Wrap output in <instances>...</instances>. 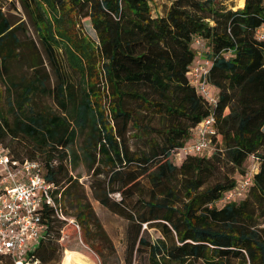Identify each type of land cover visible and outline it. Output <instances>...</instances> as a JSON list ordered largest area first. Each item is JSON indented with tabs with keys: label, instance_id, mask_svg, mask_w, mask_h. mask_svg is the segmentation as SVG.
<instances>
[{
	"label": "trees",
	"instance_id": "trees-1",
	"mask_svg": "<svg viewBox=\"0 0 264 264\" xmlns=\"http://www.w3.org/2000/svg\"><path fill=\"white\" fill-rule=\"evenodd\" d=\"M19 1L26 10L39 1L53 12L68 9L79 22L87 20L96 34V42L83 43L95 44L106 85L104 104L92 84L82 81L77 89L64 82L55 38L65 36L57 32L55 37L49 30L42 46L57 76L52 97L61 115L21 119L15 114L11 123L0 105V143L23 136L40 151L42 175L61 191V213L79 225L82 243L100 259L105 246L113 250L84 188L70 175L72 163H83L91 172L92 197L127 221L131 252L144 250L149 264H264V41L255 37L256 28L264 24L262 0H243L237 9L219 0H171L157 16L152 15V0ZM16 30L0 8L4 68L21 48ZM66 42L90 63L83 45L78 47L69 36ZM196 42L212 62L208 81L217 89L214 107L189 83L190 66L201 55ZM45 81L40 75L21 81L14 91H1L0 102L6 94L9 107L22 114L31 95L44 90ZM211 113L216 119L214 152L174 163L172 152ZM130 131L146 134L147 150L130 149ZM79 137L80 153L67 152ZM9 154L18 162L37 160L38 155L33 151L22 159L17 152ZM221 156L241 176L221 177ZM251 156L258 171L246 196L215 205L235 189ZM114 193L119 201L110 198ZM42 221L44 238L24 262L61 264L66 221L52 208L42 210ZM145 230L160 236L147 240Z\"/></svg>",
	"mask_w": 264,
	"mask_h": 264
},
{
	"label": "rangeland",
	"instance_id": "rangeland-1",
	"mask_svg": "<svg viewBox=\"0 0 264 264\" xmlns=\"http://www.w3.org/2000/svg\"><path fill=\"white\" fill-rule=\"evenodd\" d=\"M225 7L237 9L242 6V0H219ZM242 1V3H241ZM171 0H152L151 9L152 15L164 14L166 8L170 5ZM0 8L4 15L9 19L12 27L17 28L16 35L20 40L21 48L17 52L15 58L6 65V68L0 63V92L9 90L14 91V86L21 83V81H33L35 77L39 76L45 81L44 90H36L30 97V103L28 107H23L22 114H18L9 107L6 99V94L0 102L1 108H3L4 114L7 116L11 123L16 120V115L21 119L24 116L30 114L38 115H50L60 114L55 99L52 97L53 89L57 84V76L54 68H52L45 50L42 46V36L48 35L49 30L56 37L57 32H60L65 36V39L60 37L55 38V58L58 66V71L63 76L64 82L72 83L77 89L84 84H92L94 90L97 93V97L102 99L105 103L106 85L103 79V74L100 72L101 62L97 54L95 53L94 43L86 42L88 39L94 42L97 41L96 34L92 30L90 23L81 19L79 22L78 17L72 11L66 9L65 11L50 10V7L38 2L37 6H32L31 10H26L19 0H0ZM55 16H54V15ZM56 18V19H55ZM66 36H69L73 40L74 44H78V47L82 45L87 52L88 57L91 58L90 63L87 64L83 54L79 53L72 43L66 42ZM200 56L205 58L206 49L202 47L201 43L195 44ZM84 51V52H85ZM73 56H71V54ZM194 60V61H195ZM16 94L12 97L15 99ZM16 114V115H15ZM144 132L130 131L127 134L130 149L136 153L142 152L148 149V143ZM82 138L79 137L73 146L67 148V152L72 151L77 154L80 153ZM1 146L9 150V153L15 152L20 154L22 159H28V154L35 151L38 153L36 159L42 162V156L40 151H36L37 148L34 144L19 136L14 139L11 137L5 138L1 143ZM56 161H54L55 163ZM250 164L249 159L244 164L248 167ZM70 175L77 178L79 184L84 188L87 198L98 217L105 233L109 237L113 250H109L105 246L103 251V258L97 257L96 254L88 249L81 240L80 232L72 226L67 225L63 228L61 234L60 243L65 247L62 255L61 264H126L128 257L131 256V264H149L147 255L144 250L131 252L128 245V223L127 221L102 207L97 201L94 200L90 192V183L92 182L91 172L87 170L83 163L69 164ZM220 176L225 177H239L241 176L239 170L233 168L224 157H220ZM145 184V183H144ZM148 187V185L146 184ZM110 198L114 201H119L120 195L114 193L110 195ZM143 236L152 241L154 238L159 237V233L155 230H145ZM36 245L34 243L32 248ZM10 257L1 259L0 264H15L9 260ZM37 264V263H34Z\"/></svg>",
	"mask_w": 264,
	"mask_h": 264
},
{
	"label": "built area",
	"instance_id": "built-area-1",
	"mask_svg": "<svg viewBox=\"0 0 264 264\" xmlns=\"http://www.w3.org/2000/svg\"><path fill=\"white\" fill-rule=\"evenodd\" d=\"M264 4V0H262ZM255 37L264 41V24L256 28ZM211 60L199 57L188 71L189 83L212 106H216L217 89L208 81ZM213 113L202 119L193 129L191 139L172 152V160L179 164L188 155L209 156L214 152L212 139L216 133ZM258 171V162L251 156L250 164L235 189L225 193L215 205L240 200L246 196ZM61 191L42 175L37 160L15 161L8 150L0 145V256L10 257L15 264H27L30 251L44 238L46 225L42 210L52 208L56 216L72 225L78 233L74 219H66L60 210ZM63 230L61 231V234ZM36 245L32 248V245Z\"/></svg>",
	"mask_w": 264,
	"mask_h": 264
},
{
	"label": "crops",
	"instance_id": "crops-1",
	"mask_svg": "<svg viewBox=\"0 0 264 264\" xmlns=\"http://www.w3.org/2000/svg\"><path fill=\"white\" fill-rule=\"evenodd\" d=\"M243 1V0H242ZM242 1H241V3H242Z\"/></svg>",
	"mask_w": 264,
	"mask_h": 264
}]
</instances>
